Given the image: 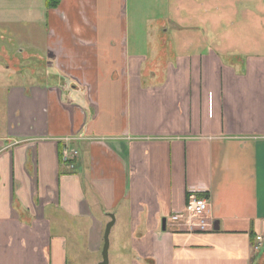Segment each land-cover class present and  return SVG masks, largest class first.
Wrapping results in <instances>:
<instances>
[{
	"label": "crops",
	"instance_id": "1",
	"mask_svg": "<svg viewBox=\"0 0 264 264\" xmlns=\"http://www.w3.org/2000/svg\"><path fill=\"white\" fill-rule=\"evenodd\" d=\"M54 1L0 32V264H98L111 215L119 264H264V0Z\"/></svg>",
	"mask_w": 264,
	"mask_h": 264
},
{
	"label": "rangeland",
	"instance_id": "2",
	"mask_svg": "<svg viewBox=\"0 0 264 264\" xmlns=\"http://www.w3.org/2000/svg\"><path fill=\"white\" fill-rule=\"evenodd\" d=\"M34 1L36 3L40 0H34ZM14 2H16V0H0V15L5 14L6 16H9L7 21L2 20V17H0V32H3L2 39L5 37L4 38V44H6L7 41H9L8 37H12V35L14 33L22 34V33H25V31L27 29L26 22H24V21L17 22L16 19H11V17H10V13H11V11L9 10L11 8L10 5ZM258 5L261 6L260 3H253L252 6L255 7ZM18 10H19L18 13L20 15H22V18H25V12L22 11L21 8H18ZM259 15H261V14H259ZM151 27H152V29L154 27H156V29L158 30L157 24H153V25H151ZM1 40H0V42H1ZM152 48L154 50V51H152V55L157 56V54L159 52L158 44L154 43ZM127 240H128V231L119 227V225L113 226V228L110 230V234H109V245L110 246L108 249V264H119L115 260V254H116L115 249L118 247L116 241L119 242V250L117 252V254L119 255V254H122L121 249L124 248V245H127ZM115 243H116V245H115ZM99 256H100V260H101V255H98V257ZM121 264H124V263H121Z\"/></svg>",
	"mask_w": 264,
	"mask_h": 264
},
{
	"label": "built area",
	"instance_id": "3",
	"mask_svg": "<svg viewBox=\"0 0 264 264\" xmlns=\"http://www.w3.org/2000/svg\"><path fill=\"white\" fill-rule=\"evenodd\" d=\"M168 219L170 221L169 224L182 227L190 232L207 231L212 228V222L209 217V202L207 197L204 196L192 195L182 210L170 213ZM256 240L260 241L261 236L257 235Z\"/></svg>",
	"mask_w": 264,
	"mask_h": 264
},
{
	"label": "water",
	"instance_id": "4",
	"mask_svg": "<svg viewBox=\"0 0 264 264\" xmlns=\"http://www.w3.org/2000/svg\"><path fill=\"white\" fill-rule=\"evenodd\" d=\"M113 222H114V218L111 215V221L107 223L103 235L102 260L98 264H108L109 233ZM163 224H164V219H163ZM217 228L218 226L215 224L214 229Z\"/></svg>",
	"mask_w": 264,
	"mask_h": 264
},
{
	"label": "trees",
	"instance_id": "5",
	"mask_svg": "<svg viewBox=\"0 0 264 264\" xmlns=\"http://www.w3.org/2000/svg\"><path fill=\"white\" fill-rule=\"evenodd\" d=\"M55 2L56 1L53 2V0H46V3L48 5V7H51V6L55 5ZM197 196H205V195H203V194H197Z\"/></svg>",
	"mask_w": 264,
	"mask_h": 264
}]
</instances>
